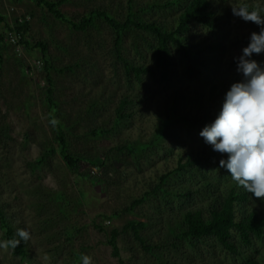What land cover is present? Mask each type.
<instances>
[{"label":"rangeland","instance_id":"374dc122","mask_svg":"<svg viewBox=\"0 0 264 264\" xmlns=\"http://www.w3.org/2000/svg\"><path fill=\"white\" fill-rule=\"evenodd\" d=\"M169 1L69 0L60 11L76 23L99 10L120 21L134 13L146 22L169 27L176 24L180 8L153 7ZM211 1L221 16L219 30L198 28L188 36L201 45H216L205 77L201 82L192 80L185 72L186 61L176 54L174 82L161 85L155 77L138 81L126 71L116 52L114 31L103 19L76 30L38 0H0V13L6 17L0 34L5 35L6 24L14 26L16 19L27 20L30 27L25 38L29 46L0 40L4 46L0 50V207L18 234L20 230L28 234L26 240L22 238L27 256H15L0 224V245H7L0 247V264H82L85 255L90 264H119L109 245L114 230L121 231L118 245L124 264H234L224 249L210 241L196 248L188 241L178 250L169 246L172 230L186 212L208 211L232 188L241 189L218 164H209L202 172L176 173L159 194L133 212L126 210L177 168L181 157L202 158L212 151L200 131L184 123H175L161 134L162 120L176 89L193 95L213 80L224 81L229 89L241 79L235 58L248 45L250 34L260 29L234 16L233 8L249 3L264 11V0ZM39 42L47 46L46 54L35 47ZM121 51L134 66H155L154 39L149 34L136 30L125 34ZM253 58L264 63V53ZM125 99L130 104L123 113L131 116L118 123L117 109ZM191 105L182 102L179 111H193ZM56 122L66 132L71 153L82 160L80 174L71 171L60 154ZM99 129L107 133L94 135ZM183 191L194 194L181 198ZM249 208L264 213V202L255 201ZM130 221L146 223L142 234L154 244L167 245L164 261L146 254L132 232H123ZM246 250L264 264V241Z\"/></svg>","mask_w":264,"mask_h":264},{"label":"trees","instance_id":"16d2710c","mask_svg":"<svg viewBox=\"0 0 264 264\" xmlns=\"http://www.w3.org/2000/svg\"><path fill=\"white\" fill-rule=\"evenodd\" d=\"M38 4L47 8L48 11L57 19L70 24L76 30H86L95 23L97 19H103L109 25L115 34V48L119 58L125 62L126 71L134 75L138 81H142L143 76H152L158 79L161 85H170L174 82L178 73V65L176 54L186 61L187 66L185 72L192 80L201 82L204 72L209 68L208 63L214 57L212 53L216 49L215 44L201 45L198 42H192L189 39L198 28H206L212 31H218L220 28L221 16L219 11L215 9L211 0H171L162 5H154L157 9L180 8L179 17L174 26H166L157 22H146L139 15L132 13L125 21H120L114 16L99 10L93 11L88 17H84L81 22L76 23L69 20L60 8L69 0H38ZM135 0H131V3ZM244 8L248 10H257L261 16L264 11L257 5L244 3ZM6 21V17L0 13V25ZM253 23V22H252ZM255 24V23H253ZM8 31L16 33L20 37L22 45L29 46L26 41V35L29 32V22L25 19H16L15 25L6 24ZM142 31L149 34L154 39V63L155 66L139 65L134 66L127 62L122 56V42L124 35L132 31ZM5 33V35L7 34ZM5 35L0 34V40H5ZM189 39V40H188ZM249 43V40H247ZM35 47H40L46 54L47 46L43 43H37ZM4 46H0L2 50ZM0 61L3 62V55L0 54ZM50 70L48 64L46 67ZM48 82L52 83L50 75L47 76ZM225 82L216 79L208 84L205 89L194 91L192 94H186L183 89H176L173 93V102L168 109L165 120H162L161 134H164L175 123H184L189 128L201 131L203 127L211 123L219 112L220 103L227 92ZM51 93L52 90L50 89ZM55 105L54 100H50ZM193 103V111H179V104ZM50 104V105H51ZM130 104L128 99L121 102L117 109L118 123L124 118H128L131 114L123 113ZM56 106V105H55ZM58 132L56 133L59 143L60 154L71 171L80 174L81 158L74 156L70 151V145L66 140V132L62 129L60 123L56 122ZM94 135H103L107 132L99 129L93 132ZM153 145L156 144V140ZM148 145L143 149L147 150ZM130 150V149H129ZM133 154H137L134 150H130ZM222 157L220 153L213 150L209 154H205L202 158L184 159L180 158L178 167L164 174L159 184L150 191L146 192L141 198L133 200L131 205L127 207L128 212H133L137 207L142 205L149 197L159 194L164 183L174 174L189 170L199 169L200 172L209 164H218ZM200 193L197 191L196 194ZM194 193L185 192L179 194L181 198H188ZM255 201H263L261 198H253L252 194L244 190L242 187L232 188L222 199H217L209 207L208 211L203 209H195L186 212L182 220L173 228V241L170 247L179 249L180 244L185 246V242H189L193 247L197 244L215 243L218 248L224 249L234 264H262L260 259L254 254L246 252L248 248L254 247L256 242L264 241V213L256 208H249V205ZM247 205V208L245 207ZM0 224L5 232L8 246L12 249L15 256L25 258L27 251L24 240L19 236L15 229L7 221L4 211L0 207ZM148 228L144 222L130 221L123 229L124 233L132 232L134 239L140 244L146 254L152 255L156 260L164 261L167 245L154 244L147 239L142 232ZM121 231L114 230L109 241L112 247L113 257L119 259V264H124L121 260V252L118 245V238ZM72 238V237H71ZM11 242H17L15 247L11 246Z\"/></svg>","mask_w":264,"mask_h":264},{"label":"clouds","instance_id":"9594fccd","mask_svg":"<svg viewBox=\"0 0 264 264\" xmlns=\"http://www.w3.org/2000/svg\"><path fill=\"white\" fill-rule=\"evenodd\" d=\"M233 15L255 23L260 30L250 34L248 45L235 58L241 79L231 84L215 119L199 135L214 152L226 155L219 160V167L238 186L253 198L264 199V63L253 58L264 53V16L244 7L233 8ZM19 236L28 238L24 230ZM16 243L11 242V246ZM3 246L7 245H0ZM81 259L82 264H90V257Z\"/></svg>","mask_w":264,"mask_h":264},{"label":"built area","instance_id":"2783aa9c","mask_svg":"<svg viewBox=\"0 0 264 264\" xmlns=\"http://www.w3.org/2000/svg\"><path fill=\"white\" fill-rule=\"evenodd\" d=\"M5 39L12 45H17L18 47L22 46L23 45L21 44L20 42V37L14 33V32H7V34L5 35Z\"/></svg>","mask_w":264,"mask_h":264}]
</instances>
